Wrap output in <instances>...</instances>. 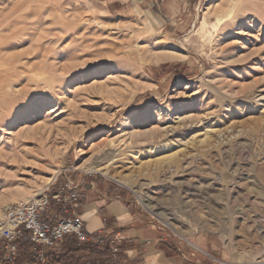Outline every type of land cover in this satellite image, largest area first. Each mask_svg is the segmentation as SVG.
<instances>
[{
	"label": "rangeland",
	"instance_id": "rangeland-1",
	"mask_svg": "<svg viewBox=\"0 0 264 264\" xmlns=\"http://www.w3.org/2000/svg\"><path fill=\"white\" fill-rule=\"evenodd\" d=\"M26 1L21 43L0 28V217L96 180L128 214L91 264H264V0Z\"/></svg>",
	"mask_w": 264,
	"mask_h": 264
},
{
	"label": "built area",
	"instance_id": "built-area-1",
	"mask_svg": "<svg viewBox=\"0 0 264 264\" xmlns=\"http://www.w3.org/2000/svg\"><path fill=\"white\" fill-rule=\"evenodd\" d=\"M78 188L75 181L67 179L56 192L48 188L34 199L11 204L0 217V242L4 259L13 262L22 241L48 250L59 248L69 235L75 236L81 243L99 242L97 237L87 234L77 214L81 208ZM113 252L116 255L118 249L114 248ZM34 259L38 264L48 263L43 251L36 252Z\"/></svg>",
	"mask_w": 264,
	"mask_h": 264
},
{
	"label": "crops",
	"instance_id": "crops-1",
	"mask_svg": "<svg viewBox=\"0 0 264 264\" xmlns=\"http://www.w3.org/2000/svg\"><path fill=\"white\" fill-rule=\"evenodd\" d=\"M77 184L81 201V208L77 214L81 217L87 234L91 236L103 234L111 227V221L113 222L114 219L118 221L120 215L128 214V209L123 205L124 198L120 190H114L110 194L109 187L97 185L96 180ZM60 185L61 183L52 186L51 192H56ZM131 231H126L125 235L127 234L126 237L131 238L134 244L142 246L150 243L144 231L133 230V235Z\"/></svg>",
	"mask_w": 264,
	"mask_h": 264
},
{
	"label": "trees",
	"instance_id": "trees-1",
	"mask_svg": "<svg viewBox=\"0 0 264 264\" xmlns=\"http://www.w3.org/2000/svg\"><path fill=\"white\" fill-rule=\"evenodd\" d=\"M65 217H67V216L65 215ZM93 237H97V235H94ZM90 246L92 248H90ZM59 247H61L60 252L55 254L54 252L53 253L51 252L54 250H48V249L38 247L29 241H22L19 244V252H18V254L21 253L20 254L21 256L19 257V260L16 259V257H17L16 256L15 260H16V262L18 260V264H20L23 262V260L29 258L31 264H38L36 262V260L34 259V255L38 251H43L44 254L46 255V257L48 258V263H46V264H81L82 263L81 259L76 258V256H75L77 254V252H81L82 257L84 259H86L85 263H83V264H91L90 263L91 260L90 261H87V260L90 257L94 258V257L98 256L99 251H101L100 246H97V245L94 246V245H90V244L88 245L87 243H81L73 235L66 236L64 241L60 244ZM1 248H2V242H0V252L2 251ZM103 248L105 249V251L103 250L104 251L103 255H105L106 257H109L108 245L105 244L103 246ZM87 249H88V254H86V256L88 258H85L86 256H84L85 255L84 250H87Z\"/></svg>",
	"mask_w": 264,
	"mask_h": 264
},
{
	"label": "bare ground",
	"instance_id": "bare-ground-1",
	"mask_svg": "<svg viewBox=\"0 0 264 264\" xmlns=\"http://www.w3.org/2000/svg\"><path fill=\"white\" fill-rule=\"evenodd\" d=\"M11 2H14V1H11ZM28 2L29 1L21 0V1H18L17 3H13V7L10 9L7 15L5 14V17H3V22H1L0 24V28L4 27L3 31L10 33V39L12 41L7 44L9 48L11 47L13 48L14 46L17 45V43H21V41L23 40V37L25 36L23 35L22 31L20 30L17 31V29H18V26H21V25L27 26V20L29 21V15L26 14ZM30 25L32 26L33 24L30 23ZM27 32L28 31H26L25 33ZM55 177L56 176L52 177V179L50 178L48 184H50L55 179Z\"/></svg>",
	"mask_w": 264,
	"mask_h": 264
}]
</instances>
